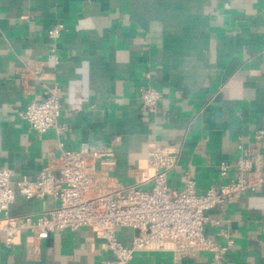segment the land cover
<instances>
[{"label": "crops", "instance_id": "1", "mask_svg": "<svg viewBox=\"0 0 264 264\" xmlns=\"http://www.w3.org/2000/svg\"><path fill=\"white\" fill-rule=\"evenodd\" d=\"M59 22L64 28L53 40L49 29ZM148 83L162 95L155 113L142 105L141 87ZM55 85L65 132L38 134L23 112ZM260 129L264 0H0V168L11 171L14 188L57 158L62 140L71 150L84 143L94 151L111 148L114 164L90 162L96 181L112 188L137 184L152 146L181 147L169 186L181 190L189 173L195 191L205 193L232 176L233 168L227 177L220 174V163L234 164L243 149L255 150L264 169ZM58 203L54 195L26 199L16 192L9 212L38 214ZM206 216V234L229 247L223 264H264V188ZM117 231L132 246L136 231ZM112 258L91 228L41 240L22 231L10 247L0 234V264H105ZM132 264L213 263L208 251L178 258L170 249H146L135 252Z\"/></svg>", "mask_w": 264, "mask_h": 264}, {"label": "built area", "instance_id": "2", "mask_svg": "<svg viewBox=\"0 0 264 264\" xmlns=\"http://www.w3.org/2000/svg\"><path fill=\"white\" fill-rule=\"evenodd\" d=\"M64 28L59 22L49 29V37L57 40ZM55 52V47L52 48ZM55 61L59 59L55 56ZM146 78L151 79L150 72ZM144 109L158 111L162 95L148 83L141 87ZM61 100L57 85L47 88L45 96L32 99L25 107L23 118L38 134L55 128L60 135L65 127L59 124ZM264 139V129L256 134ZM60 154L48 162L33 179L24 176L12 186L11 171L0 168V234L7 247L13 245L22 231H32L35 239H46L52 233L66 229L91 228L106 241L113 258L105 264H132L137 251L173 250L178 258L193 256L199 251L212 254L213 264H223L228 246L213 240L205 232L209 221L206 211L217 206L234 203L248 192L264 188V169L260 166V155L255 150H244L234 164L220 163V174L229 179L205 193L195 191V183L189 173L184 177L179 191L168 184V172L179 162L181 147L152 146L148 151V165L137 170V184L103 187L95 179L92 159L100 160L102 166L114 164L111 148L94 151L86 143L71 150L61 140ZM152 182L149 190L139 187ZM16 192L26 199L35 196L54 195L59 203L56 207L38 214L14 216L9 212ZM217 223V222H215ZM119 227L136 231L132 246H126L118 234Z\"/></svg>", "mask_w": 264, "mask_h": 264}]
</instances>
